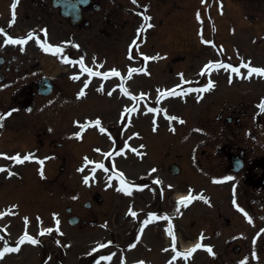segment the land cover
I'll return each instance as SVG.
<instances>
[{
  "label": "rangeland",
  "instance_id": "374dc122",
  "mask_svg": "<svg viewBox=\"0 0 264 264\" xmlns=\"http://www.w3.org/2000/svg\"><path fill=\"white\" fill-rule=\"evenodd\" d=\"M243 1V0H242ZM181 2V3H180ZM179 2V10L173 9L169 14L165 16V25L161 29H157L156 33H164L174 31L173 40L175 42H171L168 38H166L165 45L158 44L161 46L162 50L172 48V45H175L177 48V55L180 56L179 65L181 68H189V72L187 75L189 77L188 81L192 82V78H194V74L198 70H201V66L206 61H214L216 60V56L221 53V55L234 56L235 58H239L242 55H249L253 60L260 61L259 59L264 58V19H258L257 16L245 15V11L247 10L240 2L237 0H180ZM249 11L247 13H252L257 6L256 3H247ZM264 7V1L263 5ZM197 7V8H196ZM203 7L206 12L198 9ZM88 10L86 14H89ZM41 14L40 16H42ZM162 13H157V18L162 17ZM50 17V14L46 15V17L42 20L41 24H46L49 27L48 35H51V41L60 40L61 43V51L59 53L53 54L52 62L48 56L47 60L41 58L43 66L50 71L51 67L54 68V73L59 72V70H66L65 67H68V72H75L77 70L76 67H70L68 62L62 57V53L68 52L69 57L73 56V60H78L77 58L83 59L86 69L92 65H96L101 61H107L106 67L114 68L113 64L121 65L120 61L122 60V55L125 57V47H111L113 46L108 38H105L102 34L98 33V30L92 24L90 28H86L80 31L79 35L85 38V43L80 46L77 41L75 43L73 40L78 38V32L70 27H65L63 29L61 26L50 24V21L47 18ZM52 19L54 23H57L58 16L55 11L52 12ZM251 23H257L253 26H250ZM101 26H104L103 24ZM108 27V25H106ZM98 27V25H97ZM199 30V35L195 36L193 30ZM248 28H256L257 30L251 32L250 29L246 31ZM207 39L209 40L208 45L212 48H215V51H211L210 47L206 48L207 44L204 46L205 42L204 35L207 33ZM72 34L74 37H72ZM261 34V35H260ZM261 37V39H260ZM38 40L42 38L40 31L37 32ZM260 39V40H259ZM259 40V41H258ZM202 42V43H201ZM158 43H161L160 41ZM215 44V45H214ZM214 45V46H213ZM213 49V48H212ZM119 52L121 53L120 61L117 58L119 56ZM259 52V54H258ZM39 53V52H38ZM43 53V52H42ZM215 53V54H214ZM105 54V55H104ZM173 54V52H172ZM215 55V56H214ZM104 56L105 58L101 60L99 57ZM210 59V60H207ZM126 62V60H125ZM124 62V63H125ZM39 63V62H38ZM123 63V64H124ZM175 66V65H174ZM50 67V68H49ZM157 65L153 66V72L156 70ZM53 70V69H52ZM80 72V70H78ZM89 75L92 74L89 71ZM199 75V74H198ZM87 77V75H84ZM154 76H156V80L154 83L164 84V86H168L176 82L175 78H167L166 73L161 74L154 72ZM210 77H214V75H202L201 83L207 81ZM217 76H221V73L217 74ZM68 74L65 77H61V75H57L54 78L55 87L53 92L49 95L47 100L45 98H35V102L38 106H44L42 110L37 112H32L28 117H35L31 121H25L22 126L26 125L25 131H21L20 133L14 132L15 126L12 124V121H8L9 124L6 125L5 128H11L9 130H0V140L2 145L5 147L7 151L14 150V147H22L26 149L34 148L35 154L39 157H47V164L42 169H39L37 172L34 167L36 165L32 164H18L17 161L11 160V157H7L8 160H11L14 164H11L9 167L13 169L10 173H5L4 175H0V208H5L11 204L16 205L18 215L17 218L21 219L24 215H27L29 218L36 214V216H41L42 220H44V225L47 231H45V235H41V231L38 230L37 236L39 240L37 241V252H44L45 249H54L59 245L58 242H62L63 246L72 247L75 251L80 252L82 248L85 249V246L91 242L88 239V236H85L79 233V228L75 231H71V228L66 222V212L64 210L67 204L75 205V208L81 202L82 195H78L77 191L86 190L92 186H86L81 178V174H79L76 170V167L80 163V156L82 153L84 154H92L94 153V149L89 145V143L94 146L93 142H90L92 136H96L98 138H102L103 134L98 133L97 127L85 128L79 131V125L86 119H107V122H112L117 116H119L118 108L121 107L124 109L125 104L130 102L129 100H124L125 98L116 94V96H106L104 93L106 91L100 92L98 90L89 88L84 90L86 95L81 97V100L78 98L77 88L81 86L84 77H82L77 82L74 81L73 78ZM142 82V78L140 79ZM135 85V83H134ZM142 85V84H141ZM152 85V84H150ZM78 86V87H77ZM143 86V85H142ZM95 87V86H92ZM152 88V86H151ZM221 88V87H218ZM147 91L149 89H146ZM134 94L139 93H147L145 90H132ZM8 93H4V98L0 99L1 101H7ZM124 98V99H123ZM79 100V101H78ZM35 103V104H36ZM168 111L172 112V114H177V116L183 120H189L191 124H196L194 121L205 120L209 118V92L206 93L202 98H196L194 95L189 96L185 101H180L177 99L164 101L161 103ZM126 107V106H125ZM111 108V109H110ZM4 109V106H0V113ZM90 109V110H89ZM121 110V109H120ZM110 112V113H109ZM181 112V113H179ZM109 115L107 116V114ZM181 114L182 116L178 115ZM43 115V116H42ZM78 117L79 120L75 119L74 123V131L70 130L66 126L68 125V121L73 117ZM187 117V118H186ZM114 118V119H113ZM133 121L128 119V124L131 125L129 127L124 128V121L122 125H117L115 128V132L112 133L113 136L117 135L115 138L118 142L121 139L122 141L128 142L130 141L134 147V151H131V156L126 153L117 159L113 158L112 163L115 166L123 169L124 178L118 179V182L113 186L112 194L113 202L112 205L117 203L115 208L116 211L118 209H122L125 213L128 208L126 204H128L127 198V186L130 181L140 180V176L138 174H142L145 169H147L150 165H157L159 167L158 161L160 160V150L157 145L161 138H167L171 136H167L166 133L169 131V123L165 124V128L159 126H154L153 121L150 119L152 115H139L138 117L133 116ZM81 119V120H80ZM187 119V120H188ZM10 120L17 121V117H12ZM130 121V122H129ZM35 123L33 128L36 130H40L41 137L44 139V143L40 144L37 140L32 139L30 132H28V128L30 127V123ZM159 125H162V118L159 116ZM171 122V121H169ZM200 128L204 130V132L208 131L209 127L204 126L202 121L197 122ZM37 124V125H36ZM175 125V121L173 122ZM172 125V126H173ZM171 126V127H172ZM204 127V128H203ZM47 129L48 132L43 131V129ZM118 128V129H117ZM173 128V127H172ZM187 127L182 126V134L185 132ZM180 129L178 128V131ZM70 133L71 137H66L63 135L64 133ZM35 133V132H34ZM67 133V134H68ZM14 134V135H11ZM16 134V135H15ZM17 134H21L22 137H17ZM206 133H200L199 138L196 141L206 140L207 136H203ZM10 135V136H8ZM178 135V133L176 134ZM180 135V134H179ZM54 137V142L58 140H63L66 143V146L73 145L74 155L73 157L67 160L65 166L67 165L66 170L59 171L57 167H53V165H59L62 162V159L56 160L55 156L60 157L61 153L57 150L56 153L50 154V151H53L55 143H51V146L48 145L47 139ZM184 137V136H183ZM160 138V139H159ZM72 139V141H71ZM178 143H174L177 146V149L182 153V156L178 159V163L181 165L182 173H186L191 175L192 172L196 173L194 167L191 164V158H189L188 152L191 148V142H186L182 140L179 136L175 137ZM73 142V143H72ZM113 142V141H112ZM72 143V144H71ZM108 143H111L106 138H102V142H100L101 146H107ZM114 143V142H113ZM13 145L14 147H11ZM181 146V149H180ZM52 148V149H51ZM173 150V147H171ZM201 149L198 150V155H200ZM104 151L97 152L99 158L101 159V155ZM100 153H102L100 155ZM106 155V154H105ZM200 161H202V166L204 172L207 173L206 168L207 160L205 156L198 157ZM56 160V161H55ZM65 161V160H64ZM3 165V164H0ZM64 165V163H62ZM161 169V168H160ZM1 172V171H0ZM17 172V173H16ZM80 175H78V174ZM201 179L196 181V183H189L195 187L204 189L206 192L207 188V176L203 174L201 171L197 172ZM196 173V174H197ZM150 174L160 175V170L150 171ZM166 178L171 177L167 172L165 173ZM84 183L82 184L81 183ZM165 178H161V192L166 195L170 194V191L166 188H163V182H166ZM127 183V184H126ZM179 186L182 187L183 191H185L189 185H185L184 180L178 182ZM187 187V188H186ZM91 189V188H90ZM129 189V188H128ZM146 190H149L148 188ZM111 191V190H110ZM115 192L121 193V197L119 198ZM149 191L150 199H153L152 194ZM164 197V196H163ZM137 205H141V200H137ZM205 205H196L195 207H189V213L182 217V227L187 225L190 220V216L194 212L195 214H200L201 217L198 221V224L202 225V228H206V219L203 217L201 213L204 212ZM51 212H57L60 219V225L56 227L53 226V221L51 218ZM183 212L185 210L183 209ZM122 213V212H121ZM191 218H193V216ZM6 218V217H5ZM126 221V220H125ZM125 223V222H124ZM189 225V224H188ZM19 226V223H18ZM17 231V229H16ZM15 231V233H16ZM189 233L185 235H196L191 228H189ZM44 234V233H43ZM49 236L47 238L46 236ZM73 235V238H71ZM56 239V240H55ZM150 240L157 247L163 242L162 240H157L156 235L150 237ZM212 242L214 241L211 240ZM223 242V241H222ZM222 242L220 240L215 239L213 243L215 246L221 248ZM27 248H30V245L26 244ZM122 252H119L121 254ZM139 252L133 253L132 255H137ZM170 254V252H169ZM169 254L162 255V258H165ZM124 256L123 254H121ZM43 254L37 255V262L39 264L40 259L43 257ZM220 261L224 258L223 255H218ZM233 253L229 254L230 259H226V262L232 264L230 262L232 260ZM240 256V255H238ZM194 262L196 264H206L210 263L213 259H209L207 254L204 252H197L194 255ZM64 260L68 263L70 258L67 254L64 257ZM157 261V256L155 257ZM9 262H13L11 259ZM250 264L249 262H246ZM221 264H227L225 262Z\"/></svg>",
  "mask_w": 264,
  "mask_h": 264
},
{
  "label": "flooded vegetation",
  "instance_id": "af4514ba",
  "mask_svg": "<svg viewBox=\"0 0 264 264\" xmlns=\"http://www.w3.org/2000/svg\"><path fill=\"white\" fill-rule=\"evenodd\" d=\"M63 1L66 5L70 4L74 11H80L83 19L78 23V27L87 25L85 23L89 26L94 24L98 33L105 38H111L110 41L114 39V44H122V41L130 39L134 30H140L138 36L146 29H149V37L158 36L157 29H161L163 23L155 22L157 13L164 14L166 10L174 9L176 6L170 0ZM12 3L13 0H0V28L5 29L7 35L12 38L26 39L29 33L34 36L23 44H5L6 37L0 36L2 80L0 95L7 89L12 100L10 103L0 100V106H6L8 109L14 107L11 110L19 112L33 107L32 103L28 104L26 100L35 94V85L39 77L36 31L38 28L48 27L41 24L48 14L50 17L47 20L52 24V12L57 9L53 6V0H18L15 22L9 28V22L12 20ZM88 10L90 11L87 15ZM41 14L43 15L40 16ZM102 24L104 26H101ZM165 33L164 31L163 35ZM116 34H120V38ZM169 70L172 71L173 68L170 67ZM223 95L220 102H215L214 95L209 100V119L205 120V124L209 125L208 149L201 150V154L207 158L208 165L206 168L209 186L208 225L213 231L221 228V232L229 238L228 243L234 242L237 238L240 240L250 238L261 245L264 244V111L258 106L264 100V80L256 79L254 86L246 91L238 92L231 89L226 90ZM159 146L165 148V141L163 140ZM165 155L175 160L180 154L175 152L171 155L167 152ZM141 181L156 193L160 189L159 185L155 187L147 176H143ZM179 181L177 179L173 183L172 189L176 188ZM147 194L148 192L145 193ZM87 195L82 205L85 209L84 211L81 209L85 213L82 218L85 221L81 227L91 229L93 224L99 223L98 216L103 213L102 207L107 205L108 199L98 188L89 190ZM155 195L156 198L144 200L142 221L144 228L150 230L151 237L154 238L156 235V239L160 240L165 230L166 217L173 216L176 219L178 205L170 201L168 205L161 193ZM132 224L133 221L130 220L126 231L129 241L135 233ZM243 245L246 248V243ZM160 248L161 244L152 247L154 250ZM232 248L237 252L241 251L238 244H234ZM89 258V262L96 260L95 257Z\"/></svg>",
  "mask_w": 264,
  "mask_h": 264
},
{
  "label": "snow or ice",
  "instance_id": "6c2138e0",
  "mask_svg": "<svg viewBox=\"0 0 264 264\" xmlns=\"http://www.w3.org/2000/svg\"><path fill=\"white\" fill-rule=\"evenodd\" d=\"M17 3H18V0H13V3L11 5V9H12V20L9 22V25H8L9 28L15 22V8H16ZM42 31H44L45 32V35H46V29H44ZM0 36H5L6 37L5 40H4V43L5 44H23V43H26L27 40L34 38V36H33L32 33H29L27 35V38L26 39L25 38H12V37H10V36L7 35L6 30L3 29V28H0ZM49 47H51V46H49ZM60 51H61V49L59 47H56L55 48V53H59ZM66 62H68V61H66ZM220 67L229 68L231 66H228V65H220ZM242 67H245V68L248 69V76H251L252 74H257V75L264 76V69H259V68L251 67L250 64H242ZM132 71H136V70H132ZM232 71H234L237 74H239V69L238 68H232ZM94 74H97L98 75V73H94ZM105 75H107V74H105ZM112 75L118 76L119 73L116 72L115 70H113L112 71ZM230 82H231V80H230ZM211 87H213V84L210 82L209 85H208V87L206 89H200V91H206V90L210 89ZM81 94H83V93H81ZM172 94H175L174 91H173ZM258 107H260L261 110L264 111V100H262L261 104ZM172 119H175V118L173 117ZM96 123L99 124V121H97ZM28 158L29 157H27V156L24 157V159H28ZM11 159H16L19 162V158L18 157H12ZM3 170L4 169H0V171H3ZM153 171H155V169H153ZM120 175H121V177L123 176L122 173ZM189 199H191L190 196L189 197H185V198H183V200L181 202L187 201ZM132 215H135V213H132ZM41 235H43V233H41ZM29 240L33 244L37 243V241L35 239L31 238V237H29ZM20 243H23V240H21ZM200 247H201V245L198 243L197 245H195V247L191 251H194L196 248H200ZM207 250L211 253V248H208ZM18 251H19V247H5L4 249L0 250V259H3L4 255L7 254L8 252H18Z\"/></svg>",
  "mask_w": 264,
  "mask_h": 264
},
{
  "label": "bare ground",
  "instance_id": "6f19581e",
  "mask_svg": "<svg viewBox=\"0 0 264 264\" xmlns=\"http://www.w3.org/2000/svg\"><path fill=\"white\" fill-rule=\"evenodd\" d=\"M180 196V193L179 192H176L175 194H174V197H179ZM188 244V243H187ZM187 244H185V246H189L191 243L189 242V244L187 245Z\"/></svg>",
  "mask_w": 264,
  "mask_h": 264
}]
</instances>
